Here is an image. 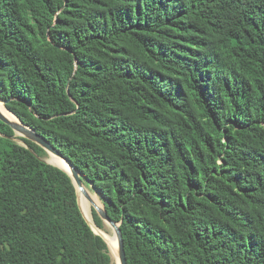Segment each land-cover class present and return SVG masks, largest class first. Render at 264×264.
<instances>
[{
    "label": "trees",
    "instance_id": "obj_1",
    "mask_svg": "<svg viewBox=\"0 0 264 264\" xmlns=\"http://www.w3.org/2000/svg\"><path fill=\"white\" fill-rule=\"evenodd\" d=\"M0 99L126 264H264V0H0ZM45 157L0 121V264H110Z\"/></svg>",
    "mask_w": 264,
    "mask_h": 264
},
{
    "label": "water",
    "instance_id": "obj_2",
    "mask_svg": "<svg viewBox=\"0 0 264 264\" xmlns=\"http://www.w3.org/2000/svg\"><path fill=\"white\" fill-rule=\"evenodd\" d=\"M68 92V90H67ZM0 103L2 104V106L7 110L8 108L6 107V103L5 101L0 99ZM14 118L16 119L15 121H11L8 120L1 112H0V121L3 122L4 124H6L7 126H9L13 132L14 135L16 137L19 138H23L26 139L28 141H30L31 143L35 144L36 146H38L39 148H41L48 157L50 156H56L58 158H60L63 162H65L69 168H70V172H66L63 169H61L58 166H55L54 164H52L50 162V160L48 159H40L41 161L45 162L46 164H49L51 166H54L58 169H60L61 171L65 172L69 178L71 179V182L75 188V193H76V200H77V204H78V208L84 218V220L86 221V223L88 224V226L90 227V229L92 230V232L96 235L102 238V240L104 241V243L106 244L107 248H108V244L103 236V232L99 233L96 231V229L98 230H102L100 228H98L94 222H93V218L92 221H89L84 212L82 211L81 207H80V197H83L84 200L91 205L92 209H94V211L96 212L97 216L100 218V220L102 221L103 225L109 227L111 233L113 234L115 241H116V246H117V251L115 253V255H111L108 251L109 257H110V264H126V256H125V251H124V244H123V238H122V233L121 230L119 228L120 224L116 223L114 221H112L106 214L105 210H104V206L103 208H99L96 203L94 202V200L91 198L90 194L86 191L85 186L83 184V182H86L84 176L77 170V168L71 164L67 159H65L44 137L38 135L33 129H31L30 127L24 125L20 119L13 114L11 111H9ZM18 143L20 145H22L23 147L26 148V145L20 141H18ZM90 187L92 188V185H90ZM96 194V192H95ZM97 195V194H96ZM104 231V230H102ZM109 250V249H108Z\"/></svg>",
    "mask_w": 264,
    "mask_h": 264
},
{
    "label": "bare ground",
    "instance_id": "obj_3",
    "mask_svg": "<svg viewBox=\"0 0 264 264\" xmlns=\"http://www.w3.org/2000/svg\"><path fill=\"white\" fill-rule=\"evenodd\" d=\"M0 112L8 119V120H11V121H15L16 119L14 118V116L9 112L7 111L3 106L2 104L0 103ZM50 160V162L52 164H54L55 166H58L60 167L61 169H63L64 171L66 172H70V168L69 166L63 162L60 158L56 157V156H50L48 157ZM86 191L90 194L91 198L94 200V202L96 203V205L99 207V208H103L102 206V203L100 202L99 198L97 197L96 194H91L87 188L85 187ZM80 207L82 209V211L84 212L86 218L89 220V221H92V207L90 204H88L83 197H80ZM97 232L99 233H102L107 244H108V251L109 253L113 256L115 255L116 251H117V246H116V241H115V238L113 236V234L110 232V233H106L105 231H102V230H98L96 229Z\"/></svg>",
    "mask_w": 264,
    "mask_h": 264
},
{
    "label": "rangeland",
    "instance_id": "obj_4",
    "mask_svg": "<svg viewBox=\"0 0 264 264\" xmlns=\"http://www.w3.org/2000/svg\"><path fill=\"white\" fill-rule=\"evenodd\" d=\"M44 159H48V156L46 155V157ZM86 187V186H85ZM87 190L91 193V194H95V192L93 191V189L91 187H86ZM98 197V196H97ZM99 198V197H98ZM100 200V199H99ZM106 233H110V229L109 227L104 225V229H103Z\"/></svg>",
    "mask_w": 264,
    "mask_h": 264
}]
</instances>
